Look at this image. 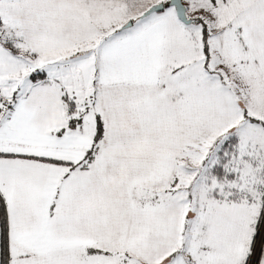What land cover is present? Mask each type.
I'll return each instance as SVG.
<instances>
[{
  "label": "snow or ice",
  "instance_id": "1",
  "mask_svg": "<svg viewBox=\"0 0 264 264\" xmlns=\"http://www.w3.org/2000/svg\"><path fill=\"white\" fill-rule=\"evenodd\" d=\"M0 264H264V0H0Z\"/></svg>",
  "mask_w": 264,
  "mask_h": 264
}]
</instances>
